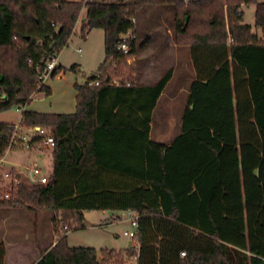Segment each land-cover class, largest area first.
Returning <instances> with one entry per match:
<instances>
[{
  "label": "trees",
  "instance_id": "16d2710c",
  "mask_svg": "<svg viewBox=\"0 0 264 264\" xmlns=\"http://www.w3.org/2000/svg\"><path fill=\"white\" fill-rule=\"evenodd\" d=\"M251 5L260 37L244 23L242 8ZM153 6L173 9L174 42L188 48L195 73L169 146L149 132L172 70L138 85L128 63L135 43L126 55L117 50L135 30L131 19ZM81 17V38L103 32L105 58L88 78L99 85L74 86V114L21 113L22 126L50 129L52 172L45 184L13 185L0 209L32 204L67 232L85 211L132 212L135 264H264V0H0V113L51 94L41 75ZM13 129L0 123V158ZM100 254L98 262L95 249L68 247L60 236L36 264L117 256ZM4 257L0 242V264Z\"/></svg>",
  "mask_w": 264,
  "mask_h": 264
},
{
  "label": "rangeland",
  "instance_id": "374dc122",
  "mask_svg": "<svg viewBox=\"0 0 264 264\" xmlns=\"http://www.w3.org/2000/svg\"><path fill=\"white\" fill-rule=\"evenodd\" d=\"M242 10L244 23L249 25L251 31L260 37V31L254 27V6L243 7ZM134 20L136 55L129 58V60L132 59L130 65L134 73L142 72L145 63L150 61L152 62L150 66L152 72H149L150 78L147 82H153L168 70H172L173 80L167 91L168 93L171 91L179 92L178 97L172 102L162 101L158 111L162 112L166 105L169 107L171 116L168 123V133L170 136H174L176 131L181 128V116L186 106V92L189 91L190 82L194 79L188 48L179 47L174 42L173 9L171 7H147ZM76 30V35L68 42V46L63 48L56 57V61L65 68L63 69L65 80L56 79L57 75L53 79L49 78L47 84L52 87L51 96L46 98L40 93L28 105L39 112H50L51 106L58 110H66L67 103L73 101L74 84L84 83L91 74L97 72L98 67L104 61L103 32L99 29L92 30L84 39L79 34V28ZM78 49L81 50V55L77 53ZM73 66H78V70H71ZM119 78L121 77L115 75L114 79L118 82ZM20 116L21 113L17 111V107H13L0 113V123L16 124ZM3 158L4 162L0 164V171H12V177H14L16 169L11 168V166H21L20 170L17 169L20 171L17 174L18 183L22 185L30 186L33 184L28 178L27 170L34 165V162L39 165L43 172L48 170L45 167L47 164H43L38 155L15 147L9 152L6 149ZM7 190L2 181L0 183V199H5V192H9ZM38 211L46 210L36 208L28 203L16 205L9 209H0V230L2 231H0V239L7 243H34L33 247L42 250L53 238V232L56 239L67 233L60 226H54L53 231L52 226H47V223L44 222L46 212ZM108 217L95 211H85L79 227L69 232L66 244L70 247L113 248L118 250L114 251L117 256L112 257L106 264H135L134 257L130 256L129 250H127L129 243L133 240L123 235L125 231H133L131 224L106 226L105 222Z\"/></svg>",
  "mask_w": 264,
  "mask_h": 264
},
{
  "label": "crops",
  "instance_id": "0c3cea01",
  "mask_svg": "<svg viewBox=\"0 0 264 264\" xmlns=\"http://www.w3.org/2000/svg\"><path fill=\"white\" fill-rule=\"evenodd\" d=\"M84 22H85L84 18L81 17L79 22L77 23L75 29H74V32H73L71 38L76 35V32H77L76 29L77 28L80 29L81 24H83ZM90 32H88L86 34L85 38L89 35ZM71 38H70V40H71ZM67 46H68V44H67ZM77 53L79 55H81V50L78 49ZM130 61H132V59L128 60V63H130ZM190 63H191V68H192V71L194 74V79H195V73H194V69H193L191 60H190ZM151 65H152L151 61L148 63H145V66H143L142 72L134 73L133 77H134L136 84L148 86V85L155 83L156 81H158L161 78V77H157V79L155 81L147 82L150 78L149 72L150 71L152 72V69L150 68ZM58 67L62 68V71H61V73H59V75L56 76V79L65 80V73L63 72V69H65V68L61 64H59V62H57L55 59V68H58ZM73 67H74V71L78 70V66H73ZM49 78H51V79L54 78V77H51V73H50L49 77L43 82V85L46 86L47 88H49L51 93H52V87L47 84V81ZM87 79L84 81V83L87 81ZM194 79L190 82V84L194 81ZM172 80H173V74H172L170 81L167 83V85L165 86V88L163 89L161 95L159 96V98L157 100L156 106H155L153 113H152V121L150 124V132H149V140L151 142L159 143V144H162L164 146H169L173 142V140L177 136L180 135V129H178L176 131V135H174V136H170L168 133V130H169L168 123L170 121V116H171V112L169 110V107L166 105V107H163L162 112L158 111L159 104L162 101H166V103H168V102L175 101V99L178 97L179 92L171 91L168 93V91H167ZM84 83H82V84H84ZM75 85H81V84L76 83V84H74V86ZM42 94L45 96L44 93H42ZM188 94H189V91L186 92V101H187ZM38 95H40V92L35 93L31 97V101H33L34 97L37 98ZM50 96H51V94L49 96H45V97L49 98ZM75 97H76V91H74V93H73V101H69L67 103V109L66 110H58L54 106L50 107V110H49L50 112H39V111L33 109L32 106H27V107L22 108V109L17 108V110L20 111V113H22L23 111H31V112H36V113H40V114H58V115H60V114H66V115L74 114L75 113V107H76ZM20 121H21V116H20L18 123ZM156 123H158L157 128H156ZM10 124H13V123H10ZM16 124H13V125H16ZM26 152L34 153V154L38 155L39 158H41L43 164H47V165H45V167H47L48 170H45L44 173L47 174L49 177V175L52 172V165H53L52 149L33 150V151H26ZM3 162H4V158H3ZM33 164L38 165L36 162H34ZM11 168H15V169L20 170L21 166L20 165L11 166ZM38 212H46L45 213L46 215H44V222L47 223L46 224L47 226H49V225L52 226V229L54 231V225L52 222V214L48 211H38ZM95 212L100 213L102 216H106V217L109 216L105 222L106 226H113V225H117V224L130 223L128 212H111V211H107V210L95 211ZM32 214H34V213H32ZM84 214H85V212H82V216H84ZM49 216H50V218H49ZM49 221H50V223H49ZM48 229H49V227H48ZM69 232L65 233L62 236H66V238H67L69 235ZM58 240H59V238L56 239V235L53 232V238L50 240V242L47 244V246L45 248L40 250L39 248L33 247L34 243H30V242L29 243H24V242L7 243V242H4L3 240L0 239V242H2L5 246V257H4L3 264H36L42 258V256L44 254H46L49 250H51L52 248L55 247ZM9 247H10V250H9ZM68 247H70V246H68ZM73 248H77V247H73ZM84 248L95 249L97 252V261L98 262H101V260H102V256L100 254V251H103V250L104 251H113V252L118 251V250L113 249V248H100V249H96L94 247H84ZM130 248H131V250L137 249V245L133 241H131L128 245L127 250H130Z\"/></svg>",
  "mask_w": 264,
  "mask_h": 264
},
{
  "label": "built area",
  "instance_id": "2783aa9c",
  "mask_svg": "<svg viewBox=\"0 0 264 264\" xmlns=\"http://www.w3.org/2000/svg\"><path fill=\"white\" fill-rule=\"evenodd\" d=\"M95 0H83V3L93 2ZM187 1V0H185ZM132 23H135L134 18L131 19ZM135 35L133 31H128L127 33L120 36V43L117 46V50L126 55L129 53L132 43L134 42ZM55 69V60L47 62L45 69L41 75V81L43 82L49 77L50 73ZM85 84L89 87H97L99 85V80L96 79H87ZM128 86V84H126ZM18 111V110H17ZM18 148L23 151H33V150H42V149H53L54 147V138L48 128L44 127H26L22 126L21 123L14 125L13 133L11 135L7 151L9 152L12 148ZM3 162V159L0 158V164ZM2 172V171H0ZM20 172L16 169L14 177H12V171L0 173V183L3 181L4 186L9 192H5L4 198L8 199L13 185L18 183V174ZM28 178L33 182V184H45L48 179V175L45 174L41 168L34 164L27 170ZM7 190V191H8ZM129 221L133 228V231L124 232L125 237L132 239L135 235L137 229V216L128 212ZM138 248V246H137ZM184 256V254H183ZM135 259V258H134Z\"/></svg>",
  "mask_w": 264,
  "mask_h": 264
},
{
  "label": "water",
  "instance_id": "95a60500",
  "mask_svg": "<svg viewBox=\"0 0 264 264\" xmlns=\"http://www.w3.org/2000/svg\"><path fill=\"white\" fill-rule=\"evenodd\" d=\"M4 98V97H3Z\"/></svg>",
  "mask_w": 264,
  "mask_h": 264
}]
</instances>
